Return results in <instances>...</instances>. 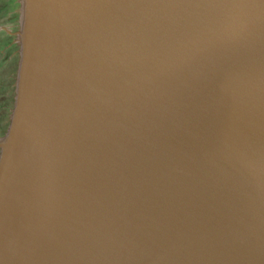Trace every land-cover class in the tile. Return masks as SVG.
Listing matches in <instances>:
<instances>
[{
  "label": "water",
  "instance_id": "95a60500",
  "mask_svg": "<svg viewBox=\"0 0 264 264\" xmlns=\"http://www.w3.org/2000/svg\"><path fill=\"white\" fill-rule=\"evenodd\" d=\"M0 264H264V0H19Z\"/></svg>",
  "mask_w": 264,
  "mask_h": 264
},
{
  "label": "rangeland",
  "instance_id": "374dc122",
  "mask_svg": "<svg viewBox=\"0 0 264 264\" xmlns=\"http://www.w3.org/2000/svg\"><path fill=\"white\" fill-rule=\"evenodd\" d=\"M19 9V0H0V107L5 110L9 107L17 63L13 33L18 30ZM1 122L2 125L6 123L5 117ZM5 128L4 125L0 137Z\"/></svg>",
  "mask_w": 264,
  "mask_h": 264
},
{
  "label": "flooded vegetation",
  "instance_id": "af4514ba",
  "mask_svg": "<svg viewBox=\"0 0 264 264\" xmlns=\"http://www.w3.org/2000/svg\"><path fill=\"white\" fill-rule=\"evenodd\" d=\"M12 95H13V84H12V92H11V98L9 99V107L5 109H3V106L0 107V131L1 129L4 127H6L7 125V118H8V112H9V109L11 108V103H12ZM3 103V102H1ZM3 117H5L6 119V123L2 125V122L1 120L3 119ZM5 121V120H4ZM5 130V129H4Z\"/></svg>",
  "mask_w": 264,
  "mask_h": 264
}]
</instances>
